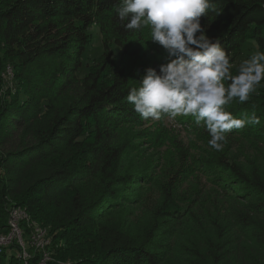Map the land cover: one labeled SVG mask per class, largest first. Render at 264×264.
Listing matches in <instances>:
<instances>
[{
  "label": "trees",
  "instance_id": "16d2710c",
  "mask_svg": "<svg viewBox=\"0 0 264 264\" xmlns=\"http://www.w3.org/2000/svg\"><path fill=\"white\" fill-rule=\"evenodd\" d=\"M118 6L0 0V235L21 207L48 232L47 264H264V88L225 106L259 123L226 133L220 151L193 117H177L191 144L172 139L177 165L162 178L134 157L166 127L126 97L166 53L147 29L125 30ZM201 23L230 61L249 42L264 52V0H212ZM94 27L103 53L80 77ZM0 264L23 263L9 250Z\"/></svg>",
  "mask_w": 264,
  "mask_h": 264
},
{
  "label": "clouds",
  "instance_id": "9594fccd",
  "mask_svg": "<svg viewBox=\"0 0 264 264\" xmlns=\"http://www.w3.org/2000/svg\"><path fill=\"white\" fill-rule=\"evenodd\" d=\"M212 0H119L116 15L129 32L150 34L165 53V62L148 67L126 101L142 119L193 117L220 151L226 133L259 123L253 113L237 119L225 110L231 102L245 103L264 81V52L256 51L230 74L232 64L219 40L209 37L201 20ZM214 10V9H213ZM126 22V23H125ZM225 81H228L227 86Z\"/></svg>",
  "mask_w": 264,
  "mask_h": 264
},
{
  "label": "rangeland",
  "instance_id": "374dc122",
  "mask_svg": "<svg viewBox=\"0 0 264 264\" xmlns=\"http://www.w3.org/2000/svg\"><path fill=\"white\" fill-rule=\"evenodd\" d=\"M91 31H92V35L90 39V44L87 47V50L82 60L83 68L80 71L79 74L80 77L83 76L85 73H87L93 67V64L96 61V59H98L103 53L102 39L98 33L97 28L94 27ZM256 51H260V50L253 42H249L246 48L243 50V53L239 55L237 58H234L232 61H230V63L232 64V68L230 69V74L232 75L238 74L237 69L241 61L249 58ZM114 53L118 55L119 54L118 49H114ZM4 79H15L11 68L7 69L6 74L4 75ZM263 88L264 85L261 83L256 87V90ZM153 124H155L154 128H156L157 126L166 127V128H162L154 132L157 133L156 136L158 137L156 138V140L153 139L154 144L149 145L146 144L147 142L140 143L141 150L143 149L142 153L136 155V157H134V160L135 162L137 161L139 163L141 162L143 157L148 158L149 159L148 165L151 171L153 172V170H157L156 171L157 173L162 172L161 177L164 179H168L170 174L173 173V171L175 170V166L177 165L176 163L177 152L175 151L174 148L175 144L174 142H172V139L183 140L185 144L190 145L191 144L189 143L190 136L187 133V131L190 130V127L181 126L177 124L176 119L169 120L167 117L162 118L161 120H153ZM165 135L167 136V140L165 139ZM156 145L157 147H154ZM36 227L40 228L37 225ZM41 230L45 231L46 235L44 236L45 238L42 236L44 242L43 241H39V242L43 243V247H45L46 244L45 239L48 238L47 235L48 232L46 231V229L44 230L41 228ZM33 252H36V250L33 249ZM13 253L16 254L14 251ZM49 257L51 258L50 255ZM50 261H52V259Z\"/></svg>",
  "mask_w": 264,
  "mask_h": 264
},
{
  "label": "built area",
  "instance_id": "2783aa9c",
  "mask_svg": "<svg viewBox=\"0 0 264 264\" xmlns=\"http://www.w3.org/2000/svg\"><path fill=\"white\" fill-rule=\"evenodd\" d=\"M7 229V233L0 235V254L9 250L14 251L23 264H30V260L35 256L33 252L35 249L42 251L40 264H47L51 260L49 254L44 251L43 243L39 242L43 241L42 236L44 237L46 232L36 227L26 209L21 207L9 209ZM27 229L30 230L28 235ZM45 241L47 243L48 240Z\"/></svg>",
  "mask_w": 264,
  "mask_h": 264
}]
</instances>
